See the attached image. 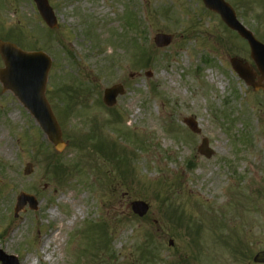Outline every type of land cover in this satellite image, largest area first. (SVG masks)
<instances>
[{"label":"rangeland","instance_id":"1","mask_svg":"<svg viewBox=\"0 0 264 264\" xmlns=\"http://www.w3.org/2000/svg\"><path fill=\"white\" fill-rule=\"evenodd\" d=\"M48 1L54 30L31 0H0V39L51 59L45 95L65 144L0 85V250L17 264H264V96L229 63L256 71L246 42L201 0ZM224 1L264 44V0ZM20 193L36 209L15 216Z\"/></svg>","mask_w":264,"mask_h":264},{"label":"water","instance_id":"2","mask_svg":"<svg viewBox=\"0 0 264 264\" xmlns=\"http://www.w3.org/2000/svg\"><path fill=\"white\" fill-rule=\"evenodd\" d=\"M205 7L218 15L222 21L239 36L247 41L250 47V56L254 61L261 77L258 82L255 81V75L252 69L237 58L230 59V64L235 73L248 85L255 90L262 89L261 83L264 79V46L257 42L252 34L247 31L237 20L233 10L223 0H202ZM37 9L46 23L53 29L56 27V19L47 0H34ZM172 41L171 36L158 34L154 38L157 47L168 46ZM0 56L4 62V69H0V83L3 90L10 91L36 120L39 127L47 137L48 141L57 151H62L64 145L61 140L60 128L50 110L45 99V85L47 73L50 67V60L42 53H25L15 46L0 41ZM118 95H123V89L117 85L104 91L103 102L108 107L114 106ZM184 123L194 133L200 131L196 127L193 119H185ZM198 153L209 159L212 156V150L208 147V141L203 139L198 147ZM31 172V165H26L25 174ZM32 210L36 209V202L31 196L20 194L16 200L14 208L16 214L26 205ZM131 210L139 217H143L148 211V205L144 202L136 201L131 203ZM172 244V243H170ZM258 262H264V253L259 254L255 259ZM1 264H17L12 256H6L0 251Z\"/></svg>","mask_w":264,"mask_h":264},{"label":"trees","instance_id":"3","mask_svg":"<svg viewBox=\"0 0 264 264\" xmlns=\"http://www.w3.org/2000/svg\"><path fill=\"white\" fill-rule=\"evenodd\" d=\"M59 92H61V93H64L67 97H69L68 99H70V100H72L73 101V99H74V97L73 96H71V95H69V93H68V91L66 90V89H59ZM79 98V97H78ZM78 98H76V99H74V101H78V100H80V99H78ZM88 138V139H87ZM84 139L86 140H92L93 138L92 137H88V136H85L84 137ZM79 144H83V142L82 141H79ZM97 147H99L100 149H101V145H97ZM98 228H100V229H105V225H98Z\"/></svg>","mask_w":264,"mask_h":264},{"label":"bare ground","instance_id":"4","mask_svg":"<svg viewBox=\"0 0 264 264\" xmlns=\"http://www.w3.org/2000/svg\"><path fill=\"white\" fill-rule=\"evenodd\" d=\"M53 236H54V235H53ZM53 236H52V237H53ZM47 242H49V241L47 240ZM27 260H28V259H27ZM27 260L25 261V264L27 263ZM23 264H24V263H23Z\"/></svg>","mask_w":264,"mask_h":264}]
</instances>
